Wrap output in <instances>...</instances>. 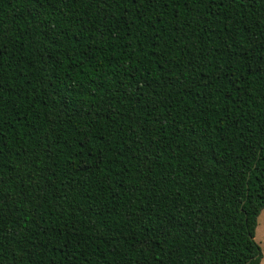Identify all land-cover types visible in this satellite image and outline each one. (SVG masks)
Here are the masks:
<instances>
[{
    "label": "trees",
    "instance_id": "16d2710c",
    "mask_svg": "<svg viewBox=\"0 0 264 264\" xmlns=\"http://www.w3.org/2000/svg\"><path fill=\"white\" fill-rule=\"evenodd\" d=\"M264 0H0V264H261Z\"/></svg>",
    "mask_w": 264,
    "mask_h": 264
},
{
    "label": "snow or ice",
    "instance_id": "6c2138e0",
    "mask_svg": "<svg viewBox=\"0 0 264 264\" xmlns=\"http://www.w3.org/2000/svg\"><path fill=\"white\" fill-rule=\"evenodd\" d=\"M253 215L257 218L256 222L259 225L261 242L264 243V208L257 206ZM253 236L255 238V234Z\"/></svg>",
    "mask_w": 264,
    "mask_h": 264
},
{
    "label": "rangeland",
    "instance_id": "374dc122",
    "mask_svg": "<svg viewBox=\"0 0 264 264\" xmlns=\"http://www.w3.org/2000/svg\"><path fill=\"white\" fill-rule=\"evenodd\" d=\"M255 238L258 241V243L261 245V247H262V250H263V258H262L261 264H264V243L261 242L259 225L257 226Z\"/></svg>",
    "mask_w": 264,
    "mask_h": 264
}]
</instances>
